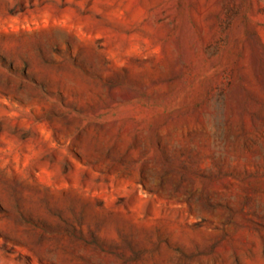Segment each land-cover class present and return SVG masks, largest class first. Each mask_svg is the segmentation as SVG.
Masks as SVG:
<instances>
[{
    "label": "rangeland",
    "instance_id": "1",
    "mask_svg": "<svg viewBox=\"0 0 264 264\" xmlns=\"http://www.w3.org/2000/svg\"><path fill=\"white\" fill-rule=\"evenodd\" d=\"M0 264H264V0H0Z\"/></svg>",
    "mask_w": 264,
    "mask_h": 264
}]
</instances>
